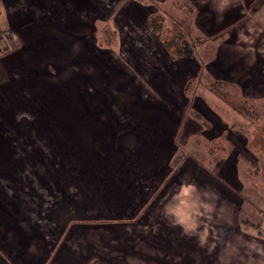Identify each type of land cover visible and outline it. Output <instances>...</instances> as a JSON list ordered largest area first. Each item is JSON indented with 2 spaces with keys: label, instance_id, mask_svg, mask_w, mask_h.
Listing matches in <instances>:
<instances>
[{
  "label": "rangeland",
  "instance_id": "obj_1",
  "mask_svg": "<svg viewBox=\"0 0 264 264\" xmlns=\"http://www.w3.org/2000/svg\"><path fill=\"white\" fill-rule=\"evenodd\" d=\"M199 1L92 0L87 24L109 48L47 53L33 74L5 68L20 48H0V211L26 237L20 264H254L264 254V78L244 91L212 71L215 47L232 43L209 19L229 22L227 6ZM124 17L134 36L153 35L168 85L135 62L146 42L121 33ZM149 110L166 111L169 131L140 193L115 142ZM0 261L15 264L1 245Z\"/></svg>",
  "mask_w": 264,
  "mask_h": 264
},
{
  "label": "crops",
  "instance_id": "obj_2",
  "mask_svg": "<svg viewBox=\"0 0 264 264\" xmlns=\"http://www.w3.org/2000/svg\"><path fill=\"white\" fill-rule=\"evenodd\" d=\"M201 1L211 4L221 2V0ZM202 2L200 5L203 6ZM91 3L92 0H0V28H9L13 31L11 36L1 35L0 48H20L16 51L17 54L15 53V59L4 62L5 68L12 69L18 65L32 70L30 74L31 72L33 74L34 70L41 66L42 59L47 53L61 52L71 58L75 56L73 55V48H109L108 46H99L87 24ZM225 3L227 6L225 18L229 19V22L218 25L215 18L212 19L215 21L209 19V22L212 24V28H215L212 32L213 35H223L221 32H228L226 41L232 45L228 48H220L221 43H219V46L215 47L217 49L212 71L226 79L232 76L233 80H236L246 91L258 84L257 79L259 80V77L264 78L261 76L264 70V0H243L242 4L237 0H225ZM132 6H134L131 11L134 14L135 24L136 26L141 25V12L136 5ZM207 7L210 9L209 5ZM201 10H205V8L201 7ZM76 11L82 13L81 17L76 15ZM212 11L214 10L212 9ZM133 19L131 21H134ZM122 20L121 33L123 31V34L126 32V36L135 37V42L139 41L140 38L146 42L144 49L135 43V62L137 59L147 60L146 68L148 71L151 69L150 73L157 74L161 84L168 85V80L162 76V67H155V59L158 60L160 57L161 60L165 61V56L159 52V48L152 40L151 32L148 34V32L142 31L143 35H141L137 29L134 36V32L128 30L129 23L127 25V21L130 19ZM124 28H127L126 31L123 30ZM232 29H234L232 32L234 35L230 33ZM241 36L251 38V40L247 44L246 41H242V43L240 41ZM238 42L241 43L236 44ZM245 46L246 48H244ZM155 50L158 52V58ZM53 59L55 65L59 66V55L54 54ZM191 62L189 66L193 68ZM1 71L2 69H0ZM1 80L0 75V84ZM153 80V85L160 83L156 79ZM144 96L149 98L152 94L147 92ZM168 99L174 100L172 94L167 95L164 100ZM211 101L219 106L218 100L213 96ZM162 114L166 117L165 119L157 118L156 113L150 110L147 112L135 111V115L138 116L135 127L123 128L120 130L123 134L116 137L115 145L116 150L118 149L121 155V162L126 165L135 164V184H139L137 188L140 193L144 190L143 181H147L145 179L149 178L152 170H155L161 163L160 152L163 147L159 151L158 149L163 145L162 139L168 135L167 120L170 119L165 110L161 111ZM137 188L135 187V190L138 194ZM8 213L10 212L4 211L3 213L0 211V245L15 264H20L19 260L27 256L26 237L23 236L21 229L17 228V223L13 227V222ZM238 257L247 262L243 256ZM254 261V264H264V254ZM0 264L3 263L0 261Z\"/></svg>",
  "mask_w": 264,
  "mask_h": 264
},
{
  "label": "trees",
  "instance_id": "obj_3",
  "mask_svg": "<svg viewBox=\"0 0 264 264\" xmlns=\"http://www.w3.org/2000/svg\"><path fill=\"white\" fill-rule=\"evenodd\" d=\"M149 25H150V27L152 28V30L156 31V27L153 25V23H150ZM174 52H175V53H181V48H177V49H175Z\"/></svg>",
  "mask_w": 264,
  "mask_h": 264
},
{
  "label": "built area",
  "instance_id": "obj_4",
  "mask_svg": "<svg viewBox=\"0 0 264 264\" xmlns=\"http://www.w3.org/2000/svg\"><path fill=\"white\" fill-rule=\"evenodd\" d=\"M0 32H1V34H7V35L10 34L8 29L7 30H1Z\"/></svg>",
  "mask_w": 264,
  "mask_h": 264
}]
</instances>
